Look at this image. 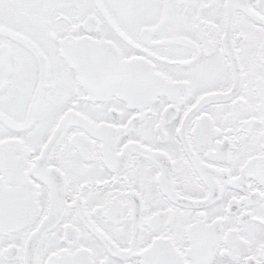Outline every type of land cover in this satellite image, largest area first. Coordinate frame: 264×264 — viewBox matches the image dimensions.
Returning a JSON list of instances; mask_svg holds the SVG:
<instances>
[{"label": "snow or ice", "instance_id": "snow-or-ice-1", "mask_svg": "<svg viewBox=\"0 0 264 264\" xmlns=\"http://www.w3.org/2000/svg\"><path fill=\"white\" fill-rule=\"evenodd\" d=\"M0 264H264V0H0Z\"/></svg>", "mask_w": 264, "mask_h": 264}]
</instances>
